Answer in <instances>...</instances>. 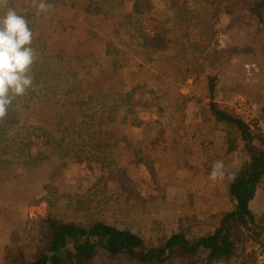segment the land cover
I'll list each match as a JSON object with an SVG mask.
<instances>
[{"label":"crops","instance_id":"1","mask_svg":"<svg viewBox=\"0 0 264 264\" xmlns=\"http://www.w3.org/2000/svg\"><path fill=\"white\" fill-rule=\"evenodd\" d=\"M91 1L45 0L54 7L48 13L38 14L33 7L26 9L24 0H9V6L18 14L25 18L33 16L32 47L37 58L30 72L32 87L13 100L0 124L12 128V134L24 127L40 128L45 133L40 137V149L33 150L34 142L40 141L33 137L25 156L16 159L10 169L0 166V264L5 260L6 248L13 243L11 238L24 237L28 223L41 215L38 202L42 196L53 192L80 199L98 182L85 163L60 157L70 143V136L68 141L64 138L65 128L78 134L85 131L87 111L81 97L86 92L111 96L120 103L112 128L128 119L124 125H128L130 157L124 165L111 170L108 196L116 197L112 214H130L136 234L144 235L145 224H149V231L156 224L160 227L157 231L166 237L181 234L201 238L214 233L231 212L228 189H221L222 181L208 178L217 160L231 156L220 125L218 130H206L205 122L209 119L195 114V129L184 132V127L179 130L170 123L173 115L168 111H164L166 124H162L158 114L148 111L140 112L138 119L129 118L142 89L162 98L164 105L183 103L185 99L184 104L193 106L203 100L193 95L170 98L169 93L177 89L187 94L185 83L179 85L167 75L173 73L168 71L172 68L169 60H176L178 55L172 50L152 54L132 34L133 21H124L119 11L94 13L89 8ZM127 8L125 14L131 13L133 7ZM46 57L55 60L49 58L46 65ZM173 67L175 72L183 68ZM37 71L40 74L35 77L33 73ZM194 81L189 78L187 84ZM205 81L203 78L202 83ZM171 137L176 140L170 142ZM205 137L212 138L210 152L201 145ZM118 170L119 174L126 171L133 184L131 190L122 188L120 176L113 177Z\"/></svg>","mask_w":264,"mask_h":264},{"label":"rangeland","instance_id":"2","mask_svg":"<svg viewBox=\"0 0 264 264\" xmlns=\"http://www.w3.org/2000/svg\"><path fill=\"white\" fill-rule=\"evenodd\" d=\"M227 1L228 0H223V3H226ZM254 1L255 0H235L232 3L234 4V7L230 6V9L233 8L235 11H245ZM154 3V15L161 19H169L168 27L175 28L180 40L179 48L173 51L174 55H178L177 59L174 61L169 60V64H171L172 68H168V71L173 73L167 75L168 79L175 80L179 85L185 83L184 89L187 94H181L177 89L169 93L171 95L170 98L173 100H175L174 98L183 99L184 97L190 98L191 95H193V97H200L203 98V100L201 99L199 103L196 101V104L193 106H187V104H184L185 99L183 100V103L164 105L162 98L147 93L146 90L138 91L142 95L138 99L136 106H132V116H129V118L138 119L140 112L148 111L158 114L162 124H166L167 118L165 117V112L168 111L169 114L172 113L173 115L170 123L175 125V127L177 126L179 130L184 127V132H187V130L189 131L192 128L193 130L195 129L194 119L196 116L194 115L198 114L209 119L205 124L207 125L206 130L211 131L217 129L216 127L219 125L211 115L209 107H205L206 104L211 101H214L222 110L232 114L235 113L236 115H238L235 111V103L237 99H244L250 103H254L261 107L263 111L264 30L257 25V20L255 18L251 20V24L229 26L230 17L223 13L222 16H220V22H218L217 25V38L214 42H216V40L218 41L217 50H223L226 52L219 55H210L207 60L200 59L197 62H193L192 60L200 57L201 52L199 48H193L191 43H200L202 41V36L200 30L196 27H191L192 24L190 25V23H195L196 18L203 13L204 8L206 7L205 1L154 0ZM127 7H133V0H128V4L124 9L116 11L121 13L124 21L128 20L129 22L131 20L126 17L125 14V11L128 10ZM187 13H193L195 15H187ZM207 45L209 44L204 43V46ZM214 53L217 54L219 52ZM173 65L183 66L182 71L175 72L174 70L176 69H173ZM203 71H205V73H203ZM209 76L217 77L218 85L213 100L210 95ZM189 78L195 80V83L187 84ZM196 78L199 80L196 81ZM203 78H205L206 83L208 82L207 84L205 82L202 83ZM183 94L184 96L182 97ZM81 98H83L82 100L85 102L92 103V108L89 110V116L84 128L85 131L84 133L78 134L76 130L65 128L67 131H64V138L68 141V137L73 135L69 138L71 146L74 147L73 153L77 152L80 155L86 154L89 156V161H85L84 163L87 165L90 175L98 177V182L94 184L87 195L80 199L61 196L53 192L46 196H42L38 202L41 215H39L37 219L34 218L35 221L32 223H28L27 232L24 237L17 235L11 238L12 241L14 237H18L20 241L19 245H23L24 256L29 262L39 259V252L46 250L53 241L51 227L49 228L47 224H42V219L49 216H51L57 224L91 223L94 220H99L109 225L112 224L111 226L118 229H125L133 224L132 216L128 213L121 215H118L117 213L115 215L112 214L116 197L111 198L108 196V192L110 194L109 184L112 177L110 174L111 170L124 165L127 162L128 157H130V153L127 151L128 136L126 126L128 125H124L128 122V119L124 121L125 123H123V125L116 124L115 127L113 126L112 128L111 125L115 123L112 124L110 119L115 117V115L110 112L111 107H118L117 105H120V103L117 104L114 102V98H111V96L95 92H86ZM104 103H107V106L106 110L104 109L102 112L101 108ZM170 107L173 108L172 112L169 110L171 109ZM138 109L141 110L138 111ZM223 126L224 125L222 124L220 125L222 129H224ZM222 137L226 139L228 148L227 135L223 130ZM211 139L212 138L205 137L201 140V145L204 146L206 149L205 151L209 150L208 152H210L212 150L213 144ZM41 140L42 139H40L39 142H34V151L40 149L42 143ZM173 140H176V137H171L169 141L171 142ZM174 144L176 145V143H172V145ZM263 144L264 143L260 142L256 143V145H260L261 147H264ZM115 145L116 147L112 148V146ZM137 152L140 156L142 155L141 152ZM138 153H136L137 156ZM246 157L247 151L245 150L244 142L241 141L239 144V150L231 156H226V158L222 160L225 163L226 178L220 183L221 189H228L229 192L230 182L227 179V174L231 173L235 175L239 172L243 167L242 165L245 163ZM119 173V170L117 173L114 171L112 175L113 177L120 176L121 179L119 183L122 188L126 187V190H131L133 184H131L130 179L125 173ZM258 191L259 192L252 203V209L259 217H261L264 214V182L260 184ZM115 193L118 194L117 196L121 195V192ZM229 197L232 202L231 211H233L235 200L230 193ZM117 199L120 200L119 197H117ZM148 226L149 224H145V227H143L145 230L144 235H137L142 238L144 245L147 247L162 246L167 237L164 233L157 231L160 227L156 224L154 225L156 227H151L150 231L147 229ZM44 228L47 230L43 231L42 229ZM151 232L156 236L150 234ZM245 239L247 240L246 243H242L238 239V255L228 264H252L253 262L250 252H254L255 258L257 259L256 249L264 251V237L257 238L250 235ZM13 244L14 243H12V245Z\"/></svg>","mask_w":264,"mask_h":264},{"label":"trees","instance_id":"3","mask_svg":"<svg viewBox=\"0 0 264 264\" xmlns=\"http://www.w3.org/2000/svg\"><path fill=\"white\" fill-rule=\"evenodd\" d=\"M204 1L206 7L203 13L196 18L195 23H190L191 27L200 30L202 36L200 43H191L193 48H199L201 52L200 57L192 60L193 62L207 60L210 55L226 52L217 50L218 41L214 42L217 38V25L223 13L230 17L229 26L251 24V20L255 18L257 25L264 30V0H255L245 11L230 9V6L234 7L232 3L235 0H228L226 3H223V0ZM127 3L128 0H92L89 8L94 13L113 12L124 9ZM133 3L132 12L127 13L126 17L133 21L131 31L137 37V41L148 46L152 54L177 50L180 46L178 33L175 28L168 27L169 19H161L154 15V0H133ZM24 5L26 9H31V0H24ZM190 14L195 15L187 13ZM32 18V15L26 16L30 28L33 26L30 22ZM204 43L209 45L204 46ZM49 58L46 57V65L49 64L47 62ZM56 64L62 63L56 61ZM39 74L38 71L33 73L35 77ZM197 80L199 79L196 78ZM209 80L213 100L218 85L217 77L209 76ZM144 90L146 89L141 91ZM82 104L86 108L88 118L92 103ZM106 106L104 103L102 112L106 110ZM205 107H209L217 124L224 125L223 131L228 139V154L236 153L241 141L244 142L247 151L243 167L234 175L235 179L229 181V193L235 200L234 209L225 216L214 233L201 238L174 234L165 238L160 247H147L142 238L134 233L132 225L118 229L99 220L91 223L57 224L49 216L42 219V224L51 227L53 241L46 250L39 252L40 258L29 262L24 256L23 245H19L18 237H14L12 240L14 244L6 248V257L1 264H228L238 255V239L246 243L247 236L264 237V214L259 217L252 209L259 186L264 182V147L256 143L264 142L255 127L235 113L222 110L214 101ZM116 111L117 107L112 106L110 112ZM113 118L110 122H113ZM26 133L28 134L25 135ZM44 133L45 131L40 128L24 127L12 134V128L0 124V166L4 167V170L10 169L16 159L26 155L31 139L40 138ZM72 136L70 135V138ZM60 157L76 158L82 163L90 159L86 154L73 153L70 143H67L66 148L60 152ZM142 162L146 165L151 164L146 160ZM151 172L155 177L153 169ZM250 253L252 264H255L254 252Z\"/></svg>","mask_w":264,"mask_h":264},{"label":"clouds","instance_id":"4","mask_svg":"<svg viewBox=\"0 0 264 264\" xmlns=\"http://www.w3.org/2000/svg\"><path fill=\"white\" fill-rule=\"evenodd\" d=\"M38 14L48 13L54 6L45 0H31ZM0 119L4 118L16 97L23 96L33 85L29 74L36 61L32 47L33 31L27 19L9 6V0H0ZM209 180L223 181L226 178L225 163L217 160L212 166ZM228 181L235 176L227 174ZM257 264H264V255L257 256Z\"/></svg>","mask_w":264,"mask_h":264},{"label":"built area","instance_id":"5","mask_svg":"<svg viewBox=\"0 0 264 264\" xmlns=\"http://www.w3.org/2000/svg\"><path fill=\"white\" fill-rule=\"evenodd\" d=\"M235 111L238 116L244 119L249 124L253 125L264 142V112L261 107L250 103L244 99H237L235 103ZM264 255V251L256 249V256ZM257 264V259H256Z\"/></svg>","mask_w":264,"mask_h":264}]
</instances>
